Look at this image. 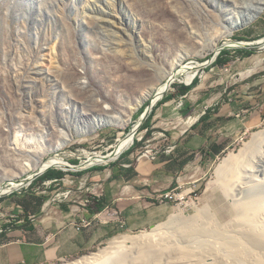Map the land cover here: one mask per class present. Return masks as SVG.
Returning a JSON list of instances; mask_svg holds the SVG:
<instances>
[{
  "label": "rangeland",
  "instance_id": "1",
  "mask_svg": "<svg viewBox=\"0 0 264 264\" xmlns=\"http://www.w3.org/2000/svg\"><path fill=\"white\" fill-rule=\"evenodd\" d=\"M161 1L164 3L157 0H0V180L7 181L17 174L24 182L17 190L3 183L8 191L0 192V225L7 217L12 220L22 214L13 205L5 209L4 200L15 199L30 190L29 176L56 164L21 172L20 164L27 161L34 164V154L43 144L49 149L71 135L72 139L60 150L36 155L43 162L53 156L61 157L75 166L74 170L80 164L113 160L88 163L86 154L111 153L120 139L132 133L130 148L134 147L140 155L145 150L156 155L173 149L169 134L174 125L199 111L202 104L215 103L227 94H234L247 82L262 80L264 42L252 48L254 51L249 56L236 52L239 48L236 44L264 40V8L255 20L232 28L258 0H238L239 7L230 6L225 0ZM223 49L230 52L223 55V63H216L214 55ZM179 59L182 63L176 68L170 86L159 95L154 89L132 111L153 84L167 82L170 77L158 81L161 72ZM183 67L195 72L189 84L196 80L194 86L189 92L157 105L165 96L187 86L183 83ZM35 81L37 87L32 83ZM162 93L153 113L150 111L142 120L141 125L152 113L149 124L141 130L138 124L142 113L153 97L158 99ZM105 97L107 101L102 105L110 107L108 112L95 107ZM97 116L129 117V121L122 127L106 125L80 134L81 129H91V121ZM262 129L264 119L215 161L207 176L190 187L192 192L190 188L174 191L178 197L171 202L172 212L164 221L144 231L121 232L76 258L50 264L72 261L98 251L114 239L149 233L155 227L179 245L202 247L210 243L218 247L220 234L199 229L201 234L193 232L187 237L182 228L170 222L171 218L188 219L197 215L195 219L202 223L209 212L218 218L219 224H228L237 203L245 200L246 193L254 192L249 189L257 182L243 176L240 180L245 186L243 192L236 189L234 193L227 192L223 186L213 183L217 179L216 167L229 153H238L253 133ZM14 137L29 150L27 157L9 150ZM137 139L139 143L134 145ZM49 169L73 170L56 166ZM47 186L36 184L32 190L52 203L65 191L68 195L64 199L72 202V184L64 189ZM263 186L264 183H259L253 189Z\"/></svg>",
  "mask_w": 264,
  "mask_h": 264
},
{
  "label": "crops",
  "instance_id": "2",
  "mask_svg": "<svg viewBox=\"0 0 264 264\" xmlns=\"http://www.w3.org/2000/svg\"><path fill=\"white\" fill-rule=\"evenodd\" d=\"M263 77L215 103L202 104L175 124L169 134L170 151L150 158L132 147L108 162L62 170L57 181L33 182L62 189L72 184V202L64 197L49 202L33 186L15 199L8 197L4 208L13 205L22 214L1 222L0 264H50L76 258L121 232L144 231L167 219L173 206L159 202L157 196L198 183L242 135L262 123ZM83 219L89 226L77 229Z\"/></svg>",
  "mask_w": 264,
  "mask_h": 264
},
{
  "label": "bare ground",
  "instance_id": "3",
  "mask_svg": "<svg viewBox=\"0 0 264 264\" xmlns=\"http://www.w3.org/2000/svg\"><path fill=\"white\" fill-rule=\"evenodd\" d=\"M225 1L227 4H230V6H240L238 0ZM157 2L164 3V1L161 0H157ZM263 8L264 0H258L255 6L248 10L247 14L243 15L241 19L236 20L232 28L243 26L255 20L263 11ZM230 32L233 31L231 30ZM180 63H182L181 59L172 63L167 71H162L158 81L162 78L173 76ZM187 69H185V67L181 69V71L185 73V77L183 78V83L185 84H188L195 75L194 71H188ZM23 78H26V76ZM32 83L37 87V81ZM165 88L167 89V83L153 84L148 93H146L142 99H139L135 106H133L132 111L136 110L142 102L152 94L154 89L158 91L157 95H159ZM106 98L107 97L104 98V101L95 104V107H99V111L108 112L110 107H103L102 105L103 102L107 101ZM153 99L156 100L157 97L155 96ZM128 121L129 117L125 119L117 116H97L91 121V129L84 128L81 129L79 133L88 134L106 125L122 127L128 123ZM70 136L64 139L65 141L57 142L55 146L49 149L43 144V147H40L41 149L37 150L36 154L41 155L42 152L48 153L60 150L72 139ZM18 140L19 139L14 137L12 143H10L12 146L9 150H11L13 154L27 157L28 154H26V152L29 150L23 147L24 144L19 143ZM131 143L132 134L128 135L125 139H120L111 153L106 155L99 153L86 154L88 158L87 162L96 163L106 159L109 160V158H115L117 154L127 148ZM36 154H34L36 157V162L34 164L28 161L20 164L22 168L21 172L44 169L51 163H56L58 167L64 169L75 168V166L70 165L61 157L53 156L43 162ZM220 161L221 162L216 167L217 179L215 182L213 181V183L223 186L226 188L227 192L234 193L235 189L241 192L243 188H245V186L241 184L243 180L240 181L243 176L253 178L257 182L249 189L254 192L250 195L248 190L249 193H246L245 200H241L242 202L237 203L236 212L231 221L228 224H219L218 218L209 212H206V217L203 219L202 223H199L195 219L197 215L188 219L184 217H172V221H170L173 225L182 228V233L187 237L188 234L190 235L193 232L194 234L200 233L201 231H199V229L211 231L216 235L220 234V237H218L220 238V245L218 247L210 243H208L209 245L202 243V247L179 245L169 240V238H165L162 232L155 227V229L149 233L114 239L107 246L100 248L96 252H91L62 264H112V262H114V264H264V186L258 187L255 190L253 189L256 185H259V183H264V129L254 132L251 139L244 144L238 153H229ZM11 176L12 177L6 179L7 181H5V179L0 180V192L3 193L8 191L3 187L4 182L10 184L12 188L17 189L24 184L23 181L19 180V175L16 174ZM195 237L199 239L200 236L197 235Z\"/></svg>",
  "mask_w": 264,
  "mask_h": 264
},
{
  "label": "trees",
  "instance_id": "4",
  "mask_svg": "<svg viewBox=\"0 0 264 264\" xmlns=\"http://www.w3.org/2000/svg\"><path fill=\"white\" fill-rule=\"evenodd\" d=\"M254 49H249V48H238L236 49V52L238 53H242L243 55L245 56H249L253 53ZM230 51L228 49H223L219 52V54L217 55V58L215 60L216 63H223L224 59H223V55L225 54H228ZM196 83V80H194V82L191 84V85H187V86H183L181 87L180 90H178L176 93L174 94H171V95H168V96H165L164 98H162L158 103L160 104L161 102H164V101H167L173 97H175L176 95L178 94H185L187 92H189V90L194 86V84ZM154 111V108L152 110V113ZM152 113L150 114V116L146 119V121L139 127L141 130L144 129L148 124H149V119L152 115ZM150 131L147 132V134H149ZM139 142L138 140H134V145H137ZM64 175V172L62 170H57V169H49L47 170L45 173H43L41 176H39V178H36L33 182H37V181H44V180H59L60 178H62ZM31 183V186L34 184V183Z\"/></svg>",
  "mask_w": 264,
  "mask_h": 264
},
{
  "label": "water",
  "instance_id": "5",
  "mask_svg": "<svg viewBox=\"0 0 264 264\" xmlns=\"http://www.w3.org/2000/svg\"><path fill=\"white\" fill-rule=\"evenodd\" d=\"M263 42H264V40H258V41L255 40V41H252V42H240L239 44H236V46L239 47V48H249V49H251V48H255V47H257V46H261V45L263 44ZM217 55H218V53H216L214 56L216 57ZM173 80H174L173 76H171V77L167 80V82H166V83H167V88L170 86V84L172 83ZM191 81H192V80H191ZM191 81H190L188 84H186V85H189V84L191 83ZM163 94H164V93H162V94L160 95V97H159L158 99H156V100H155V99H152L151 103L146 107L145 111L142 113V115H141V117H140V122H139L138 126L141 125L142 120L147 116V113H149L150 111H152L153 107L155 106V104L157 103V101H158L160 98H162ZM132 142H133V133H132ZM120 153H121V152H120ZM120 153L116 155V158L119 157ZM109 161H110V160H109ZM87 165H89V164H80V165H78V166L76 167V169H78V168H80V167H83V166H87ZM53 166L58 167L56 164H52V165L48 166L47 168H45L44 170H38L37 173H34L31 177L28 178V179H29V183H28V185H29L30 183L33 182L32 180L36 179L38 176H40L41 174H43L44 172H46L49 168H51V167H53ZM60 168H61V167H60ZM62 169H64V168H62ZM73 170H74V169H73ZM31 181H32V182H31ZM14 189H17V188H14ZM153 227H154V226H153Z\"/></svg>",
  "mask_w": 264,
  "mask_h": 264
},
{
  "label": "built area",
  "instance_id": "6",
  "mask_svg": "<svg viewBox=\"0 0 264 264\" xmlns=\"http://www.w3.org/2000/svg\"><path fill=\"white\" fill-rule=\"evenodd\" d=\"M138 140V139H137ZM133 143V142H132ZM130 148V146H128L127 148H125V149H129ZM168 151H170V150H168ZM143 155H147V156H149L150 158H154V156H155V154H153V153H150V150H145L144 151V153H143ZM48 183H50V181L48 182ZM193 191V189L192 188H190V192H192ZM68 195V192H63L62 193V197H66ZM177 197H178V194L177 193H175V192H172V191H168V192H166V193H164V194H160L159 196H157V200L159 201V202H161V203H163V202H173L174 200H176L177 199ZM7 222H9V221H7ZM89 222L87 221V220H82L81 221V225L79 226V227H77V229H80V227H86V226H89ZM2 226L0 225V232H2L3 230H2V228H1Z\"/></svg>",
  "mask_w": 264,
  "mask_h": 264
}]
</instances>
